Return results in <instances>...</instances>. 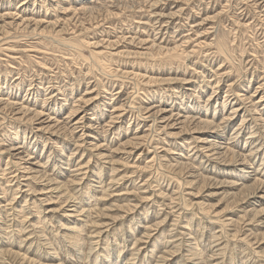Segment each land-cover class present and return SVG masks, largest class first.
<instances>
[{
  "label": "rangeland",
  "instance_id": "1",
  "mask_svg": "<svg viewBox=\"0 0 264 264\" xmlns=\"http://www.w3.org/2000/svg\"><path fill=\"white\" fill-rule=\"evenodd\" d=\"M263 153L264 0H0V264H264Z\"/></svg>",
  "mask_w": 264,
  "mask_h": 264
},
{
  "label": "bare ground",
  "instance_id": "2",
  "mask_svg": "<svg viewBox=\"0 0 264 264\" xmlns=\"http://www.w3.org/2000/svg\"><path fill=\"white\" fill-rule=\"evenodd\" d=\"M37 24V23H36ZM96 46V45H95ZM144 48H145V45H144ZM95 51H97V50H95ZM136 52V51H135ZM146 52H147V50H146ZM146 52H143V53H140V54H146ZM115 53V52H114ZM133 53H134V51H133ZM98 54H101V53H99L98 52ZM130 54V53H129ZM138 54V53H137ZM136 54V55H137ZM135 55V54H134ZM147 55V54H146ZM174 57V56H173ZM3 98V97H2ZM8 100H9V98H8ZM224 101V100H223ZM222 101V104H221V106H222V108H224L225 106H226V100L223 102ZM228 102H229V98H228V100H227ZM16 104L17 102H12V101H7V104H11V105H13V104ZM204 105H206V106H204V107H207V104L205 103ZM9 106V105H8ZM11 107V106H10ZM19 108H21V109H25L24 107H19ZM19 108H16V109H19ZM208 109L209 108H206V111H204V113L208 116V118H206L205 120H203L204 122H205V125L207 126V128L209 129V130H211L210 132L212 133L209 137H210V139H208V137H203L202 139H200V143H206V145L204 144V145H202L203 146V148L207 151V152H211V151H213V150H217V154H219L218 153V150H221L220 152L223 154V156L224 157H222L221 156V158L223 159V161L225 162V163H229V162H232V161H236L239 157H244V159H247V157H246V155H244V154H242V153H238L237 151H234V147L236 146V143L235 142H238L239 141V138L241 137V135H240V132L242 133L243 132V129H241V131H240V126L235 130V131H232V132H229V131H226V129L225 130H223V131H221V133H220V136H222L221 137V139L219 140V141H217L216 143H215V147L213 146V143L215 142H213V138L215 137L214 136V133H216V130H218V129H221V128H219V127H222V126H224L227 122H230V123H233V118L234 117H230L229 115L228 116H225V117H223V118H221V121H220V123H217L216 122V120H214L213 121V119H212V117L211 116H209V113H207V111H208ZM234 109V108H233ZM72 113V111L70 112V114ZM234 113L236 114V110L234 109ZM36 115H41V113L40 112H38V113H36ZM172 117H173V119H172V121H175V116H173V115H171ZM243 117H247V115H245L244 114V116ZM196 120V119H195ZM184 122V121H183ZM46 127V126H45ZM11 131H7L6 132V134H7V139H10V138H12V137H15L16 136V134H17V132L14 130V128L13 129H10ZM240 136V137H239ZM19 138V137H18ZM21 138H22V136H21ZM23 139V138H22ZM176 141H179L178 140V138H176L175 139ZM19 143H21L20 142V140L18 141ZM25 141L23 140V142L22 143H24ZM10 144H13V142H9ZM14 148V147H13ZM12 148V149H13ZM16 149H20L19 147H16ZM230 151H233V152H235L233 155H228V152H230ZM8 152V151H7ZM263 155H264V153H263ZM79 169H73V171H78ZM80 170H82V169H80ZM233 171V170H232ZM248 175H250L251 177L254 175L253 174V172L252 171H250V172H248L247 173ZM247 174H244V177H246L247 176ZM245 179H247L248 180V178H245ZM255 179H257V178H255ZM64 180H59L58 181V185H60V186H67V182L66 181H64ZM244 190H246V188H243V189H239V192H241V191H244ZM238 195V194H237ZM245 197H247L246 195H244L243 196V198L241 197V199H244ZM67 215H70V214H67ZM138 242H139V240H138ZM81 241L78 243L79 244V247H78V250H80L81 249ZM194 244H196V243H194ZM157 246V243L155 244V246H152L151 247V249H149V252H154L155 250H154V248L153 247H156ZM78 250H76V251H78ZM150 255V254H149ZM114 263V260L112 259V258H108V261H106V264H113Z\"/></svg>",
  "mask_w": 264,
  "mask_h": 264
}]
</instances>
